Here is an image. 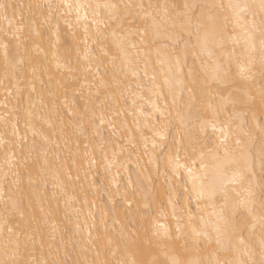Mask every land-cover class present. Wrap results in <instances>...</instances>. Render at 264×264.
Wrapping results in <instances>:
<instances>
[{"label": "snow or ice", "instance_id": "6c2138e0", "mask_svg": "<svg viewBox=\"0 0 264 264\" xmlns=\"http://www.w3.org/2000/svg\"><path fill=\"white\" fill-rule=\"evenodd\" d=\"M0 264H264V0H0Z\"/></svg>", "mask_w": 264, "mask_h": 264}, {"label": "bare ground", "instance_id": "6f19581e", "mask_svg": "<svg viewBox=\"0 0 264 264\" xmlns=\"http://www.w3.org/2000/svg\"><path fill=\"white\" fill-rule=\"evenodd\" d=\"M24 2H25V3H27V2H28V0H24ZM133 159H134V158H133ZM130 167H131V165H130ZM133 179H135V177H134V176H133ZM85 211H86V209H85ZM83 219H84V218H83V217H81V222H82V223H83Z\"/></svg>", "mask_w": 264, "mask_h": 264}]
</instances>
